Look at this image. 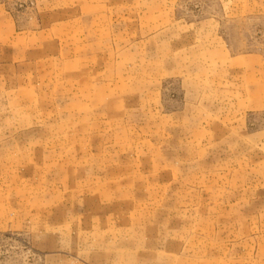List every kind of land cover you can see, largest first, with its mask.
I'll return each instance as SVG.
<instances>
[{
  "label": "rangeland",
  "instance_id": "rangeland-1",
  "mask_svg": "<svg viewBox=\"0 0 264 264\" xmlns=\"http://www.w3.org/2000/svg\"><path fill=\"white\" fill-rule=\"evenodd\" d=\"M0 264H264V0H0Z\"/></svg>",
  "mask_w": 264,
  "mask_h": 264
}]
</instances>
